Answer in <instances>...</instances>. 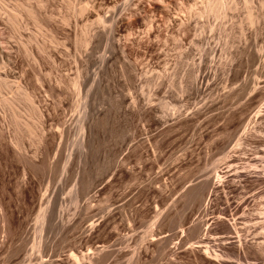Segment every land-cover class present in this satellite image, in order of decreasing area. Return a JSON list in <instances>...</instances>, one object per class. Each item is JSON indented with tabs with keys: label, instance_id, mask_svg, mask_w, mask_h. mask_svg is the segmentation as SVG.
<instances>
[{
	"label": "rangeland",
	"instance_id": "374dc122",
	"mask_svg": "<svg viewBox=\"0 0 264 264\" xmlns=\"http://www.w3.org/2000/svg\"><path fill=\"white\" fill-rule=\"evenodd\" d=\"M202 2L0 0V264H264V0Z\"/></svg>",
	"mask_w": 264,
	"mask_h": 264
},
{
	"label": "bare ground",
	"instance_id": "6f19581e",
	"mask_svg": "<svg viewBox=\"0 0 264 264\" xmlns=\"http://www.w3.org/2000/svg\"><path fill=\"white\" fill-rule=\"evenodd\" d=\"M202 1H203L202 3H204L203 4L204 7L202 8L203 9V13H205L207 15L210 14V15L217 16V17H219V19H221V17H223V19H225L227 11H229V9L232 8L233 1H235V0H202ZM245 1H247V0H245ZM27 13L31 16V18H33V19L35 18L36 19L34 13L31 10L28 9ZM248 13H249V19L251 21H253L252 12H248ZM10 18H11V22H12L11 24H14V26H15V24L18 21L17 20L18 19L17 15H12V17H10ZM219 19H217V20H219ZM37 22L35 20L36 24H37ZM100 23H102V25H105L104 21H102V17H100ZM37 25H39V24H37ZM211 29H212V27H211ZM1 97H2L1 98V102L3 103V105H5L9 109H11L14 123H16V125L18 127L20 126V124L23 123L22 121L24 120V119H22L24 116L22 117L20 112L17 111L18 110V108H17L18 107V103H20L21 101L22 102L24 101V103L26 102L27 105H30V106H28L29 107L28 115L30 116V118L33 119L35 117L34 108H33V106H31L33 104V102H32V99H31V95L28 92H26V91L25 92H23V91L22 92L21 91L13 92L11 89H8L7 91L2 92ZM26 113H27V111H26ZM257 118H259V116H257ZM257 118H255V120H257ZM24 123L26 124L27 127H29L31 130H33V126H31L29 124V122H24ZM238 143H239V141H237L236 145H239ZM221 158L224 159L223 156ZM257 158H259V156H257ZM219 161H222V160H219ZM218 162L214 163V165H213L214 167L212 166L213 167L212 168L213 171H215L214 177H216V179H219V176H220V172H218V170H217L218 169V166H217ZM230 163L231 164L228 166V168L232 167V166H237V162H236L235 158H232ZM246 165H251V163H249V162L245 163V165L243 167H246ZM263 179H264V177H263ZM219 185H221V183H219ZM44 195H46V193ZM72 200L74 201V203H76L78 201L77 197H75V198L72 197ZM56 206H57L56 200H52V198H48L46 204L43 203L40 206L39 212L36 215V223L38 225H40L42 232H43V227H44L45 223L48 220L47 218L49 216H53V212H54V209L56 208ZM1 209H2V207H1ZM62 209H63V206L60 207V210H62ZM0 211H2V210H0ZM37 224H36V226H37ZM40 235H42L41 232H40ZM212 236L213 235H211V237ZM263 241H264V239H263ZM40 243L41 242H39L38 244L37 243L33 244V246H31V247H33L32 250H34L35 248L38 249V252H39L38 255H40V246H41ZM257 243H259V241H257ZM191 244L193 245V243H191ZM199 247H201V245H199ZM205 247H209V245H205ZM203 251H205V253H207V251H209V249H203ZM213 253H215V249H213ZM217 255H219V253H217ZM29 256H32V255H29ZM69 256H70V258L73 260V262L75 264H80L81 263V259L82 258L79 257L74 252H70ZM207 256L211 257V253H209V255H207ZM45 261H46V259H43V256H41L39 264H43V263H45Z\"/></svg>",
	"mask_w": 264,
	"mask_h": 264
}]
</instances>
